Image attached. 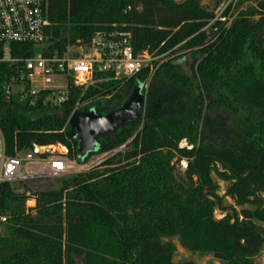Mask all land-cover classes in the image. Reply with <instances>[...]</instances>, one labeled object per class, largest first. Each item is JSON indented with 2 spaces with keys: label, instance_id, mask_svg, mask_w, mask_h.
<instances>
[{
  "label": "trees",
  "instance_id": "obj_1",
  "mask_svg": "<svg viewBox=\"0 0 264 264\" xmlns=\"http://www.w3.org/2000/svg\"><path fill=\"white\" fill-rule=\"evenodd\" d=\"M201 1L46 0L59 51L123 24L135 54L166 59L151 63L157 67L143 92L141 127L110 133L97 153L126 150L62 177L56 189L30 192L26 210L11 212L10 202L24 193L0 185V212L7 215L0 264H194L173 260V237L225 264H247L264 249V0L236 14L228 5L225 20L214 13L224 0H209L211 8ZM11 49L15 56L27 47ZM13 73L14 65L0 62L5 154L61 144L77 159V140L64 130L76 106L124 100L150 66L127 78L102 73L91 84L72 85L61 105L44 101L45 94L34 104L7 97L3 86ZM212 174L228 183L222 195Z\"/></svg>",
  "mask_w": 264,
  "mask_h": 264
},
{
  "label": "built area",
  "instance_id": "obj_2",
  "mask_svg": "<svg viewBox=\"0 0 264 264\" xmlns=\"http://www.w3.org/2000/svg\"><path fill=\"white\" fill-rule=\"evenodd\" d=\"M230 4L233 7L234 2H221L214 10L215 17L225 20L222 12ZM46 11V0H0V62L14 65V73L3 86L7 97L14 95L34 104L45 94L44 101L61 105L67 100L72 85L86 86L102 73L127 78L150 66L149 76L142 85L145 92L157 67L151 65L152 61L160 63L166 59L163 55L152 57L146 51L135 54L131 32L123 24L96 29L88 42L67 43L59 51L52 44V24ZM66 35L61 33L62 37ZM12 44L26 46V52L13 56ZM60 148L33 144L28 150L8 156L0 132V185L8 183L16 193L26 196L30 192L53 189L55 179L75 174L79 167L74 159L68 158L66 147ZM102 160L96 154L86 168ZM6 220L7 215L0 212V235Z\"/></svg>",
  "mask_w": 264,
  "mask_h": 264
},
{
  "label": "rangeland",
  "instance_id": "obj_3",
  "mask_svg": "<svg viewBox=\"0 0 264 264\" xmlns=\"http://www.w3.org/2000/svg\"><path fill=\"white\" fill-rule=\"evenodd\" d=\"M176 1H181V0H176ZM232 1L234 2L233 7H232V9H233L232 13L233 14H236L237 11L242 10V9H249L253 5H255V0H232ZM201 3H202V5L208 6L209 8H211V4H210L209 0H202ZM234 5H235V7H234ZM182 63H183L184 71L189 72V65L191 63V58H189L188 55L184 56L182 58ZM122 101L110 102L108 97L95 98V99H92L90 101H86V102H83V103L77 105V107L73 110V112H78L79 113L80 111H83V110H96V111H99V112H102V113H106V112H108L110 110L114 111V109H117L118 106L122 103ZM140 127H141V125L139 124L138 129ZM64 130H65L66 135L69 138L74 137V133L72 131V128H71L70 124H68V121H67V123H66V125L64 127ZM104 137H105V134H103V133H100L99 136H97L96 142H95V147H94L95 152L93 154H91L87 158L85 163L79 164L80 162H83V159H81V158L77 157V159H74L77 162V164L79 165V167L77 169V172L88 170L86 168V165L89 162L93 161V158L96 156V154L99 155L100 157H102L103 160H104V159H107V158L111 157L112 155H114L116 152H118L120 150H122V151L126 150L125 146H123V147L120 146L117 149H113L111 151H107V152H103V153H97L98 150H99L98 148H99L100 140L102 138H104ZM184 144L185 143H181V145H184ZM60 146H61V144L49 145L50 148L53 147V149H55V150L56 149H61ZM96 166H99V164L95 165L94 167H96ZM184 166H185V162L184 161H180L178 163V165H177L178 171L182 172L184 170ZM98 168H100V167H98ZM212 177H213L214 181L218 185V191L217 192L220 195H222L224 193L225 188L227 187L228 183L225 182V181L220 180L215 174H212ZM61 178L55 179V185H54L53 189H56V188L59 187ZM17 197H18V199H16L15 202H10V206H11L10 210H11V212H18V211L26 210L29 205L33 204V202L32 203H27L26 202L27 201V199H26L27 196L24 195V194L20 195V196H17ZM226 200L231 203V200L229 199V197H226ZM214 216L216 218H219L221 216V214L219 213L218 210H215ZM263 226H264V224H263ZM171 241H172V243L175 246V251L173 253V259L175 261L192 260L194 262V264H225L223 261H221V260H219L217 258H214L209 253L190 252L188 250L183 249L181 247V245L179 244V241L175 237L171 238ZM247 261H248L247 264H264V249H262L256 255L249 256Z\"/></svg>",
  "mask_w": 264,
  "mask_h": 264
},
{
  "label": "water",
  "instance_id": "obj_4",
  "mask_svg": "<svg viewBox=\"0 0 264 264\" xmlns=\"http://www.w3.org/2000/svg\"><path fill=\"white\" fill-rule=\"evenodd\" d=\"M144 101L142 86L137 83L114 111L110 110L106 113L96 110L72 112L67 121L74 133L73 138L77 140L78 158L83 159L95 152L96 138L100 133L105 134L106 137L110 133L119 131L123 126L139 125L143 116Z\"/></svg>",
  "mask_w": 264,
  "mask_h": 264
},
{
  "label": "crops",
  "instance_id": "obj_5",
  "mask_svg": "<svg viewBox=\"0 0 264 264\" xmlns=\"http://www.w3.org/2000/svg\"><path fill=\"white\" fill-rule=\"evenodd\" d=\"M264 224V223H263ZM174 260V259H173Z\"/></svg>",
  "mask_w": 264,
  "mask_h": 264
}]
</instances>
